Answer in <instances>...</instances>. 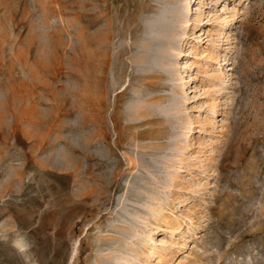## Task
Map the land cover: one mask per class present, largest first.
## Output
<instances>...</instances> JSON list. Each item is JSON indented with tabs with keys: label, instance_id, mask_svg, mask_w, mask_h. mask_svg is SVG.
<instances>
[{
	"label": "rangeland",
	"instance_id": "obj_1",
	"mask_svg": "<svg viewBox=\"0 0 264 264\" xmlns=\"http://www.w3.org/2000/svg\"><path fill=\"white\" fill-rule=\"evenodd\" d=\"M0 264H264V0H0Z\"/></svg>",
	"mask_w": 264,
	"mask_h": 264
},
{
	"label": "bare ground",
	"instance_id": "obj_2",
	"mask_svg": "<svg viewBox=\"0 0 264 264\" xmlns=\"http://www.w3.org/2000/svg\"><path fill=\"white\" fill-rule=\"evenodd\" d=\"M197 1V0H196ZM199 1V0H198ZM186 23H188V22H186Z\"/></svg>",
	"mask_w": 264,
	"mask_h": 264
}]
</instances>
